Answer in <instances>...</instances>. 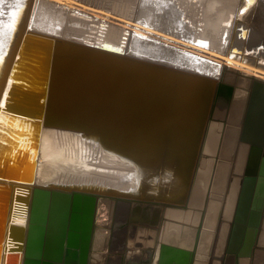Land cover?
I'll list each match as a JSON object with an SVG mask.
<instances>
[{
  "label": "bare ground",
  "instance_id": "1",
  "mask_svg": "<svg viewBox=\"0 0 264 264\" xmlns=\"http://www.w3.org/2000/svg\"><path fill=\"white\" fill-rule=\"evenodd\" d=\"M2 1L7 0H0ZM130 1L132 0H117L121 5H114L123 7L120 9L121 13L127 14L126 8L131 4ZM50 3L49 0H29L25 10L17 13L13 26L9 27L4 23L0 25L6 30V34L0 31V41L3 43L0 56L5 50L6 37L11 42L0 57V95L3 91L0 109L4 107L10 84L17 82L13 75L24 74L16 71L17 65L14 64L8 75L11 56L23 29L34 28L61 37L66 31L63 25L72 22L63 16L65 13L62 8ZM142 4L151 5L169 26L163 24L165 28L159 25L157 28H149L129 21L125 17L127 15H122L121 18L104 10L77 5L82 6L83 11L111 18L124 26L136 27L155 38L206 53V61L186 55V58L177 60L179 64L185 65V68L180 69L183 66L175 68L123 54L127 30L121 29L113 21L109 23L106 33L97 34L95 38L86 34V29L83 28L82 31H72L76 33L72 35L78 36L77 39L83 44L116 50L123 54V58L189 71L208 80L226 79L235 86V94L225 115V126L194 263L207 264L233 156L242 132L243 110L251 93L250 86L264 85V69L261 68L263 63L258 62L259 59L262 60V51L260 56L256 53L250 58L249 63L238 58L234 51L244 52L248 48L258 52L261 49L259 46L264 45L260 41L261 35L256 32L254 35L249 28L245 31V27L238 39L233 23H237L236 19L243 17L252 6V10L260 6L259 10L256 9L259 17L256 14L255 19L258 17L264 26V0H142ZM81 34L84 35L79 37ZM248 35L251 38L248 39ZM130 50L151 52L160 58L171 56L158 46L145 49L134 40L130 44ZM90 57L96 59L93 63L96 67L94 70H85L86 77L78 71L76 63L68 61L69 59L64 61V58H55L46 103L47 114L37 142L16 141L5 147L3 145L6 142L0 138V165L10 161L6 176L14 181L11 183L0 178V264L4 255L6 261L3 264H14V260L18 264V257L21 255L20 251L11 252L12 243L5 238L9 224H25L26 215L20 212L16 199L10 205L9 192L14 188L17 194L20 186H23L17 183L25 184L31 193L37 188L54 185L77 188L82 190V195L94 198L117 194L181 201L185 195L208 111L210 88L197 91L194 100L191 98V103V100L187 101L183 97L180 85L139 70L137 67L140 64L122 61L128 64L111 67L107 63L110 60L120 61L119 58L103 53H95ZM107 68L110 70L107 71ZM198 70L209 75H203L205 73L201 74ZM158 72L155 71L160 74ZM226 98L227 89L221 88L213 112L215 119L221 118ZM208 145V151L211 152L214 144L209 142ZM260 152L256 147L249 150L247 175H256ZM240 155L244 158L243 149ZM19 158L20 162L17 163ZM173 215L185 220L187 216L191 218L192 214L179 212ZM181 241L182 245H187L188 238Z\"/></svg>",
  "mask_w": 264,
  "mask_h": 264
},
{
  "label": "water",
  "instance_id": "2",
  "mask_svg": "<svg viewBox=\"0 0 264 264\" xmlns=\"http://www.w3.org/2000/svg\"><path fill=\"white\" fill-rule=\"evenodd\" d=\"M59 36L34 28H24L20 34L8 75L14 64L16 71L24 74L13 75L17 82L10 84L4 107L0 109V138L6 142L5 147L16 141L35 143L39 139L57 57L76 63L84 77L85 70L96 67L93 64L96 59L90 57L95 53L119 58L120 61L107 63L111 67L128 64L122 61L134 62L141 65L137 67L139 70L180 85L183 97L191 103L197 91L209 87V106L193 170L181 201L117 194L94 198L82 195V190L77 188L54 185L37 188L31 193L25 184L17 183L23 186L17 194L14 188L9 192L10 205L16 199L20 212L26 215L25 224H9L5 238L12 243L11 252H21L18 264H194L225 115L235 86L189 71L130 60L116 50ZM156 70L162 75L155 73ZM250 87L242 132L207 264H264V85ZM221 88L227 89V98L221 118L215 119L213 112ZM209 142L214 144L211 152L208 151ZM251 147L261 151L254 176L246 174ZM242 149L244 158L240 155ZM3 165H0V178L13 183L6 176L10 161ZM179 212L192 214L191 218L187 216L184 220L173 215ZM184 238H188L187 245H182ZM5 261L4 255L1 264Z\"/></svg>",
  "mask_w": 264,
  "mask_h": 264
},
{
  "label": "rangeland",
  "instance_id": "3",
  "mask_svg": "<svg viewBox=\"0 0 264 264\" xmlns=\"http://www.w3.org/2000/svg\"><path fill=\"white\" fill-rule=\"evenodd\" d=\"M155 1H157V0H155ZM49 2H51L50 3L51 5L54 4L56 7L62 8V10L65 13L63 16L69 20H72L71 23L69 22L68 24L63 25L64 28L66 29V31L63 35H61L62 38L72 39V40H76L78 42H82V41H79V39H77L78 36L72 35V34H76V33H73L72 31H75V32L78 30L82 31V28L86 29L85 30L86 34L90 35L91 38H95V37H97L96 36L97 34L99 35L100 33H102V34L106 33L107 28L109 27V23H111L113 21L117 25H119L121 27V29L127 30L126 31L127 36H126V40H125L126 43H125L124 50L122 52L123 54L136 56V57L148 60V61L156 62L159 64H163V65L175 67V68L176 67L179 68L181 66H183L182 68H185V65L179 64L177 62V60H179L181 58H186L187 57L186 55H188L192 58L198 59V60L203 59V61H206V58H208V57H206V53L195 51L194 49L193 50L188 49L186 47H183L182 45L170 43V42L164 41L162 39L155 38V37L150 36L149 34L143 32V31L139 30L136 27L124 26V25H122L121 22H117L116 20H113V19L108 18V17L102 18V16L100 17V15L97 13H93V12H89V11H83L81 8L84 5V6H87L90 8L104 10L108 13H113V15L120 16L121 18L123 17L122 15H127L125 17H127L126 19H128L129 21L136 23L138 25H141V26L149 27V28H157L159 26L165 28L163 26V24L166 26H169V24L167 22H164V20L160 16V14L153 7H151V5H143L142 0L130 1L131 4L129 5V7H127V8L124 7V8H126L127 14L121 13L120 9H122L123 7H116V5H114V3L115 4L118 3L117 0L116 1L115 0L114 1L113 0H71V2H64V1L56 2V1L49 0ZM28 3H29V0H7V1L0 2V25L4 23V24H7L9 27L13 26L17 13L21 12L22 9L24 11L26 8V5L28 6ZM77 4L82 5V6H79ZM117 5H121V3H118ZM21 7H23V8H21ZM259 7L257 6L254 10H252L250 8L245 13V15L243 17L236 19V20H238L237 23H236V21L233 23V27L235 26V35H237L236 37H238V39L241 38V36H240L241 30L244 31V29L246 27L245 31H248V28H249V31L251 30V32L254 35H255L254 32H256V34L258 33V35H261V40H260L261 43L264 42V37H263L264 36V34H263L264 28H262L264 26L261 24L260 19L258 18L259 14H257V10H259ZM33 11H32V14H33ZM252 12H253V14H252ZM251 14H252V17H251ZM256 14L258 16L256 18L257 20L255 19ZM242 15H243V13H242ZM92 16H94V17H92ZM254 20H256V22ZM250 21H252V22H250ZM239 22H240V25L238 24ZM247 22H249V23H247ZM241 24H243L242 25L243 27H241ZM239 26H240V28H243V29H240ZM255 26H256V28H255ZM67 28H69V29H67ZM253 29H255L256 31H254ZM10 30H11V28L8 29V31H10ZM260 32H262V33L260 34ZM78 34L79 33L77 32V35ZM82 35H84V34H81V36H79V37H82ZM191 37H193V36H191ZM229 37L230 36H228V39H229ZM247 37H248V39L251 38V36L249 37V35ZM133 40L136 43L140 44L145 49H147V48L153 49L156 46H158L162 50L169 52L168 54H170L171 56H169L167 58H160L157 55L151 54V52L149 54L147 52L130 50V44ZM10 43H11L10 40L6 37V41L4 43V45H5L4 46V49H5L4 53L8 49ZM94 46H96V45H94ZM263 47H264V45L259 46V48H261V49H258V52L257 51L255 52L254 50L251 51V49H248V48H246V51L248 50L247 52L244 51L245 53L242 50L239 51V50L234 49V51H236L235 53L237 54L238 58L240 57V59L245 60L247 63L250 62V58L254 57V55L258 54V56H260V52L262 51L261 52L262 60L259 59L258 62L263 63V67H261V68L264 69V57H263L264 56V49H262ZM252 52H253V54H252ZM243 53H244V55H243ZM249 53H250V55L251 54L252 55L250 56ZM3 54L0 57H2ZM198 71L202 72L201 74L205 73L203 75H209L206 72H203L200 70H198ZM220 81H223L225 83L230 84V82L226 81V79H220ZM245 105L246 106L244 107V110H243V122H244V118H245L247 103ZM243 122H242V124H243ZM233 158H234V156H233Z\"/></svg>",
  "mask_w": 264,
  "mask_h": 264
},
{
  "label": "snow or ice",
  "instance_id": "4",
  "mask_svg": "<svg viewBox=\"0 0 264 264\" xmlns=\"http://www.w3.org/2000/svg\"><path fill=\"white\" fill-rule=\"evenodd\" d=\"M0 31H4L6 34V30L3 29V26H0ZM2 49H3V43L2 41H0V52H2Z\"/></svg>",
  "mask_w": 264,
  "mask_h": 264
},
{
  "label": "flooded vegetation",
  "instance_id": "5",
  "mask_svg": "<svg viewBox=\"0 0 264 264\" xmlns=\"http://www.w3.org/2000/svg\"><path fill=\"white\" fill-rule=\"evenodd\" d=\"M210 255V254H209Z\"/></svg>",
  "mask_w": 264,
  "mask_h": 264
}]
</instances>
